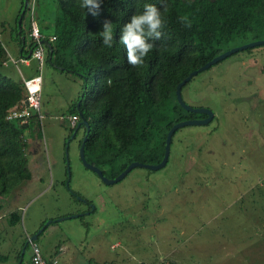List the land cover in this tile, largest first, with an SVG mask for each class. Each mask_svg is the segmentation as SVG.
<instances>
[{"label":"rangeland","instance_id":"obj_1","mask_svg":"<svg viewBox=\"0 0 264 264\" xmlns=\"http://www.w3.org/2000/svg\"><path fill=\"white\" fill-rule=\"evenodd\" d=\"M19 7L20 0H0V22L12 26ZM53 11L52 0H37L34 16L40 13L47 26ZM50 67L42 76L40 110L55 119L46 115L42 120L38 143L25 139L28 151H37L27 156L28 166L41 179L23 182L8 198L0 197V264H12L25 236L34 235L47 222L34 242L48 259L59 253L58 246H65L67 252L56 257V264H264L263 233L253 224L257 214L249 211L254 206L250 189L256 186V195L264 191V76L259 73L264 47L223 59L183 90L184 102L214 111L212 125L216 123L219 130L212 135L221 138L218 150L213 142H205L210 127L186 126L174 135L163 168H133L109 186L83 167L77 147L81 131L65 153L67 98L79 81ZM240 74L243 78L236 81ZM13 78L19 79L17 71ZM248 93L249 107H244V101L234 96ZM240 131L249 139H242ZM220 151L222 158L218 155L214 162ZM201 156L209 159L210 166ZM201 172V180L195 178ZM141 204H147L151 216L138 217L135 210ZM13 210L20 222L11 226L7 216ZM226 237L232 239L229 244ZM153 259L156 262H150Z\"/></svg>","mask_w":264,"mask_h":264},{"label":"trees","instance_id":"obj_2","mask_svg":"<svg viewBox=\"0 0 264 264\" xmlns=\"http://www.w3.org/2000/svg\"><path fill=\"white\" fill-rule=\"evenodd\" d=\"M30 2L31 0H27L19 26L17 22L24 8V0H20L12 26L0 22V197L3 199L8 198L19 184L30 182L32 174L27 157L29 143L25 139H37L38 142L42 133L37 116L30 117L24 125L16 120L5 119L8 110L26 98L20 77L16 80L13 78V72L16 71L14 65H3L2 62L8 59L5 46L10 48L14 58H28L30 49L35 48V43L29 40L23 29V25L28 28L27 12ZM52 3L53 18L48 19L47 26L42 22L40 13L35 18L40 34L50 44V49L44 45L45 66H51L58 72L71 74L78 79L80 89L77 98L67 111L70 116L78 117L77 123L80 120L78 110L86 119L89 132L84 143L85 160L99 168L108 179L115 178L132 162L158 164L163 157L168 130L178 122L205 117L204 114L185 111L178 104L175 96L177 84L191 72L233 48L235 43L264 40V0H103L97 17L85 15L86 10L80 7L79 0H52ZM145 3H154L157 7L163 5L166 26L163 36L154 42L155 48L144 58L143 65L131 66L126 61L124 46L119 43L112 48L104 46L99 32L103 22L109 20L113 23L115 39L118 41L123 24L131 15L142 12ZM36 5L37 0H34L35 13ZM44 14L42 16L45 19ZM185 18L190 21V26L185 25ZM45 28L50 29V35H46ZM50 37L54 40L49 41ZM257 47L264 45L241 51ZM214 65L197 73L182 86L181 97L183 90L194 78ZM259 73L264 76V67L259 69ZM36 74L33 63V69L30 68V74L25 77ZM242 78L240 74L236 81ZM250 94H237L234 97L236 100L242 99L244 107H249L246 100H249ZM220 99L225 101L223 97ZM251 108L255 109L253 105ZM215 117L213 115L205 125L211 129L205 142H213L214 148L218 150L221 138L212 135L219 130L216 123L212 125ZM242 119L245 120V115ZM66 129L69 139L75 127ZM79 131L82 136L77 143L78 149L86 132L85 127L80 126L77 133ZM177 131L172 135L170 147ZM204 147L199 148L203 150ZM218 155L221 156V151L214 156V162L218 161ZM204 161L210 166L209 159L202 158V162ZM214 168L213 166L212 169ZM255 187L249 191L253 194L251 202L254 204L249 211L257 214L253 224L259 226L264 237V195L260 190L256 195ZM156 193L161 196L159 190ZM74 197L76 198L75 195ZM141 201L145 202L143 199ZM163 201L164 199L162 203ZM139 207L135 210L139 218L151 216L147 211V204ZM7 219L9 225L14 226L20 222V215L17 210H13ZM242 238L244 242L245 236L242 235ZM231 240L226 237L228 244ZM179 245L178 242L177 246ZM19 254L17 250L15 256L18 257ZM29 258L28 254L27 261ZM44 259L52 262V259ZM25 263L26 261L22 264Z\"/></svg>","mask_w":264,"mask_h":264},{"label":"clouds","instance_id":"obj_3","mask_svg":"<svg viewBox=\"0 0 264 264\" xmlns=\"http://www.w3.org/2000/svg\"><path fill=\"white\" fill-rule=\"evenodd\" d=\"M80 7L85 9V15L97 17L100 14L103 0H79ZM163 5L157 7L154 3H145L143 11L130 16L123 24L118 41L115 39L113 23L105 20L99 32L102 44L112 48L119 43L124 46L126 61L131 66L143 65L144 58L155 48V41L159 40L166 26L163 15ZM185 25L190 26V21L185 18Z\"/></svg>","mask_w":264,"mask_h":264},{"label":"built area","instance_id":"obj_4","mask_svg":"<svg viewBox=\"0 0 264 264\" xmlns=\"http://www.w3.org/2000/svg\"><path fill=\"white\" fill-rule=\"evenodd\" d=\"M27 18L29 22L28 38L31 42L35 43V48L30 49L31 52L28 55V58H14L8 54V59L2 62L3 65H7L8 63L14 65V68L16 69L22 81L26 93V98L19 101L12 108H10L5 119L10 121L16 120L20 125H24L27 123L28 119L32 117V111H34V116H37L40 127L42 128L41 123L44 119V114L40 110V98L42 87V73L46 62V51L44 45L42 44V42L45 40V37L40 34L37 21L34 16V0H31L30 2L27 12ZM53 40V37L49 38V41ZM30 62L34 63L37 74L32 77H25L21 75L19 65H29ZM77 120V116L68 115L66 117V122H68L71 127H74L75 123H77ZM27 242L30 258L25 264H56L55 260H52V262L49 263L41 256L40 250L35 242L30 241V239H28Z\"/></svg>","mask_w":264,"mask_h":264},{"label":"water","instance_id":"obj_5","mask_svg":"<svg viewBox=\"0 0 264 264\" xmlns=\"http://www.w3.org/2000/svg\"><path fill=\"white\" fill-rule=\"evenodd\" d=\"M26 5H27V0H24V3H23V7L24 8L22 9V11L20 13L19 19H18V22H17L18 26L20 25L21 19H22L23 15H24ZM42 44L50 49V44H49V42L47 40H44L42 42ZM262 45H264V40L253 41V42L244 44V45L239 46V47L231 48V49L227 50L226 52H224V53L218 55L217 57L213 58L212 60H210L209 62L204 64L202 67H200L198 70H195V71L191 72L186 78H184L179 84H177V86L175 88V96H176V100H177L178 104L185 111H188V112H191V113H197V114H204L205 117L202 118V119L184 120V121H181V122H178V123L174 124L168 130V132L166 134L163 157H162L161 161L158 164L150 165V164H143V163H139V162H132L119 175H117L115 178H113V179L106 178L99 168L91 165L90 163H87L86 160H85L83 151H84V143H85L87 134L89 132V125H88L86 119L84 118V116L82 115V113L78 110V104H77V110H78V115H79V119L80 120L76 124L72 135L70 136V138L65 143V153H66V150H67V147H68L70 139H73V137L77 133V130H78V128L80 126H84L86 132H85L84 137L81 140V143H80V146H79V149H78L80 161H81V163H82L84 168H86L90 172L94 173L97 176V178L103 184H105L106 186L113 185V184H116V183L120 182L133 168H138L139 167V168H145V169L154 170V171L163 168L165 166V164L167 163V161H168L169 152H170V142H171V138H172V135L174 134V132L176 130H178L180 128H183V127H186V126H203V125H206L213 118V113H212V111L210 109H208V108L191 107L190 105L186 104L182 100V97H181V94H180L181 87L184 86L197 73L208 69L210 66H212V65L216 64L217 62L225 59L226 57H228V56H230V55H232V54H234V53H236L238 51L245 50L247 48H252V47H255V46H262ZM30 52H31V50L29 51V54H30ZM34 114H35L34 111H32V116H34ZM66 168H67V175L69 176L68 163H66ZM66 185H68L67 181H66ZM79 216H81V214L80 215L71 216L70 218H76V217H79ZM49 223L50 222H47L37 233L32 235L30 237V239L32 241H35L37 239L38 235L41 233V231Z\"/></svg>","mask_w":264,"mask_h":264},{"label":"crops","instance_id":"obj_6","mask_svg":"<svg viewBox=\"0 0 264 264\" xmlns=\"http://www.w3.org/2000/svg\"><path fill=\"white\" fill-rule=\"evenodd\" d=\"M23 29L25 30V32L27 31V35H28V28H27V25H24L23 26ZM47 35V34H46ZM48 35H50V34H48ZM5 48H6V51H7V53L10 55V56H13L12 55V53L10 52V48H8V47H6L5 46ZM47 65L44 67V70H43V74H42V76H44V74L45 73H47ZM30 68H32L33 69V63H29V65H25V64H20L19 65V70H20V73H21V75H23V76H25V75H29L30 74ZM50 68H52V67H50ZM16 70V69H15ZM67 74V73H66ZM69 75V79L71 78H73V75H71L70 76V74H68ZM43 84H44V82H43V78H42V87H41V89L43 90ZM79 89H80V85L78 86V89L76 88L75 89V93L73 94V96L72 95H70V97H68L67 98V101H68V104H67V106H68V108L72 105V103L76 100V98H77V95H78V91H79ZM67 108V109H68ZM44 118H45V116L47 115V117H49V118H54L55 119V117H50L49 116V112L48 111H44ZM252 127H253V125H252ZM250 131V130H249ZM243 131H241V132H239V134L241 133V136H242V139H245V140H248L249 138H246V137H244L243 135V133H242ZM31 140V142L33 143V142H36L37 141V139H28V141H30ZM252 141V140H251ZM38 143V142H37ZM38 149H40V147H39V145H38ZM36 150V149H35ZM36 153H37V151H35V152H29V154H31L32 156L33 155H36ZM222 155H223V153H221V156H220V158H222ZM224 159V158H223ZM223 166V165H222ZM31 171V174H32V178H31V180H30V182L29 183H31V184H33L34 182H36V180H37V182H38V180L40 181V177H38V175H39V173L37 172V171H35V175L36 176H33V171L32 170H30ZM199 171H200V169H199V167H197V169L195 170V176L199 173ZM201 171L203 172V169H201ZM201 172V173H202ZM215 172V171H214ZM200 173V174H201ZM198 175L197 177H195V178H198L199 180H201V175ZM194 178V179H195ZM193 182V181H192ZM252 190V189H251ZM262 194L264 195V191L262 192ZM95 209V208H94ZM89 214H93L92 212L91 213H89ZM118 244V242H116V243H114L113 245H111L110 247H115L116 245ZM57 248H60V251H59V253L58 254H55L54 256H52V257H49L50 259H52V260H55L56 261V257L58 256V255H61L62 253H66L67 252V248H65V246H63V245H60V246H58ZM17 250V247L14 249V252ZM29 254V253H28ZM48 259V258H47ZM155 259H153V260H150V262H156V260L154 261Z\"/></svg>","mask_w":264,"mask_h":264},{"label":"flooded vegetation","instance_id":"obj_7","mask_svg":"<svg viewBox=\"0 0 264 264\" xmlns=\"http://www.w3.org/2000/svg\"><path fill=\"white\" fill-rule=\"evenodd\" d=\"M77 123H75V125H76ZM75 125H74V127H75ZM65 128H72L71 127V125L69 124V123H67V126L65 127ZM82 133V132H81ZM72 135V134H71ZM77 136H78V133L73 137V139H70V141H69V143L71 142V141H74V140H76V138H77ZM81 136H82V134H81ZM81 136H80V138H81ZM86 203V202H85ZM89 213H91V212H89ZM93 213V212H92ZM82 216V215H81ZM80 217V216H79ZM32 236V235H31ZM30 235L29 236H25V242H21V244H20V246H18V250H19V252H20V254L18 255V257H16L14 260H13V263L12 264H22V263H24L25 261H24V257H25V254H26V252L28 253L29 251H27V248H28V242H27V240L28 239H30V237H31ZM38 238V237H37ZM30 241H32L31 239H30ZM32 242H34V241H32ZM28 250H29V248H28ZM27 258H28V255H27ZM27 262V261H26Z\"/></svg>","mask_w":264,"mask_h":264}]
</instances>
